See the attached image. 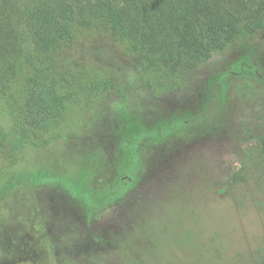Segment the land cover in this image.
I'll use <instances>...</instances> for the list:
<instances>
[{
  "label": "rangeland",
  "instance_id": "1",
  "mask_svg": "<svg viewBox=\"0 0 264 264\" xmlns=\"http://www.w3.org/2000/svg\"><path fill=\"white\" fill-rule=\"evenodd\" d=\"M176 55L79 26L41 58L50 114L0 91V190L29 179L0 195V264H264V32Z\"/></svg>",
  "mask_w": 264,
  "mask_h": 264
},
{
  "label": "trees",
  "instance_id": "2",
  "mask_svg": "<svg viewBox=\"0 0 264 264\" xmlns=\"http://www.w3.org/2000/svg\"><path fill=\"white\" fill-rule=\"evenodd\" d=\"M87 25L109 31L149 67L174 64L181 57L177 52L185 55L186 64L204 62L243 37L264 32V0H0V91L18 92L24 80L26 106L38 101L50 114L55 96L44 79L41 58ZM26 69L32 71L29 77L23 75ZM237 71L259 75L253 63ZM39 106L32 108L33 114ZM140 136L133 145L148 134ZM26 139L20 133L14 149H22ZM5 140L0 130V146ZM25 180H11L0 195Z\"/></svg>",
  "mask_w": 264,
  "mask_h": 264
},
{
  "label": "flooded vegetation",
  "instance_id": "3",
  "mask_svg": "<svg viewBox=\"0 0 264 264\" xmlns=\"http://www.w3.org/2000/svg\"><path fill=\"white\" fill-rule=\"evenodd\" d=\"M148 136H149V134H148ZM147 136V137H148ZM144 138H146V137H144ZM138 142V141H137ZM136 142V143H137ZM140 142V141H139ZM139 142H138V144H139ZM135 143V144H136ZM132 144V143H131ZM133 153H134V155H133ZM131 155L133 156V167H134V169L133 170H135V168L137 167V162H138V160H137V148H134V149H131ZM122 195V193L120 194V196ZM106 199H108V200H110V202H113V201H115V200H117L118 199V197L116 196H111L110 198H106ZM105 199V200H106ZM103 201H101V203H102ZM100 203H98L96 206H98ZM89 206V205H88ZM96 206H94V205H92V204H90V208L91 209H98V207H96Z\"/></svg>",
  "mask_w": 264,
  "mask_h": 264
}]
</instances>
